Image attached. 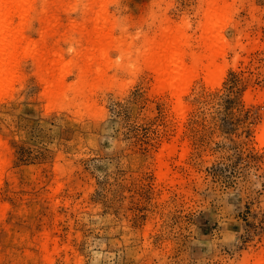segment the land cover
<instances>
[{"label":"rangeland","instance_id":"rangeland-1","mask_svg":"<svg viewBox=\"0 0 264 264\" xmlns=\"http://www.w3.org/2000/svg\"><path fill=\"white\" fill-rule=\"evenodd\" d=\"M87 1L61 2L56 34L32 13L0 86V264H256L264 0H226L213 78L197 63L210 0H107L103 56ZM170 29L197 73L180 112L146 57Z\"/></svg>","mask_w":264,"mask_h":264},{"label":"bare ground","instance_id":"bare-ground-1","mask_svg":"<svg viewBox=\"0 0 264 264\" xmlns=\"http://www.w3.org/2000/svg\"><path fill=\"white\" fill-rule=\"evenodd\" d=\"M65 0H0V86H3L13 68L18 56L24 50V39L29 17L36 13L41 25L51 28L53 34L62 25L57 18V12L62 8ZM107 9V0H88L85 5L86 23L91 29L86 32L85 38L89 41V52H98L100 56L107 53V45L113 40L114 34L107 27L103 15ZM228 10L226 0H210L207 16L209 25L205 28L201 38L204 56L197 59V63L206 60L207 75L216 76L218 59L223 57V39L218 24ZM187 38L181 29H170L154 41L147 53V59L156 74L158 84L166 86L175 99V109L180 112L184 103L182 95L189 79L196 75L194 68L185 65L183 56L184 47L188 45ZM46 55L40 54L39 61L44 66ZM42 66V67H43ZM53 68H47L51 71ZM54 92L60 94L59 83ZM4 162L0 157V175ZM256 264H264V257Z\"/></svg>","mask_w":264,"mask_h":264}]
</instances>
